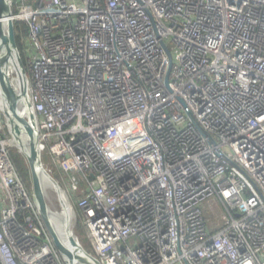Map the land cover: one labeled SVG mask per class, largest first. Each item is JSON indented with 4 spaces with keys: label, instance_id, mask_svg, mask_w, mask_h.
Returning a JSON list of instances; mask_svg holds the SVG:
<instances>
[{
    "label": "built area",
    "instance_id": "2783aa9c",
    "mask_svg": "<svg viewBox=\"0 0 264 264\" xmlns=\"http://www.w3.org/2000/svg\"><path fill=\"white\" fill-rule=\"evenodd\" d=\"M10 4L44 165L102 264H264V0ZM11 141L0 108V264H68Z\"/></svg>",
    "mask_w": 264,
    "mask_h": 264
},
{
    "label": "water",
    "instance_id": "95a60500",
    "mask_svg": "<svg viewBox=\"0 0 264 264\" xmlns=\"http://www.w3.org/2000/svg\"><path fill=\"white\" fill-rule=\"evenodd\" d=\"M12 16L13 10L10 0H0V108L12 137L10 146L20 152L28 163L31 173L32 192L38 212L56 248L64 256L67 263L102 264L95 254L85 249L74 234L72 218L70 220L71 223L67 225L69 226L70 234L69 247L61 239L57 231L58 228L51 217L54 213L47 199V185L44 182V175L56 185L60 200L61 198L65 200V198L59 182L51 176L44 165L39 145V132L27 92L28 74L17 44L15 23ZM163 47L170 58V66L167 72L168 80L173 59L171 51L165 42H163ZM15 59L18 61L20 69L18 80H20L21 84L19 86L15 81L16 77L11 75L12 70H14L12 61ZM22 101H24V108L20 104ZM69 204L74 210L72 202H69Z\"/></svg>",
    "mask_w": 264,
    "mask_h": 264
},
{
    "label": "rangeland",
    "instance_id": "374dc122",
    "mask_svg": "<svg viewBox=\"0 0 264 264\" xmlns=\"http://www.w3.org/2000/svg\"><path fill=\"white\" fill-rule=\"evenodd\" d=\"M20 54H21V57H22V52L21 51H20ZM23 62H24V60H23ZM12 64L14 66V70H12L11 75L13 77L19 76L20 75V69H19V65H18L17 59L13 60ZM28 73H29V71H28ZM50 174L55 180H57L59 178V176H58V174L56 172H53V173H50ZM47 199H48V202H49V205L51 207L52 212L54 214H58L59 210L61 209V205H60L61 201H60L59 193L57 191H55L54 189L47 188ZM203 209H204L205 215L207 217H208V214H209L210 216H213V217H215L218 220L222 219L223 210L218 207L216 202L213 201V208H210L209 210H207L206 209V205L203 204ZM75 210L76 211H74L73 218H72V228L74 230V234L78 237V239L80 240L81 244L85 247L86 250H88L90 253L95 254L93 245L91 246V242H90L91 240L88 237L86 228L83 226L81 213H80V211L78 209H75ZM87 242H88V244H87Z\"/></svg>",
    "mask_w": 264,
    "mask_h": 264
},
{
    "label": "bare ground",
    "instance_id": "6f19581e",
    "mask_svg": "<svg viewBox=\"0 0 264 264\" xmlns=\"http://www.w3.org/2000/svg\"><path fill=\"white\" fill-rule=\"evenodd\" d=\"M20 84H21V82H20ZM0 92H1V90H0ZM43 178H44V182L47 185V188L54 189L55 191H57L56 185L51 180H49L46 177V175H44ZM60 201H62V202H60L61 209L59 210V213L53 214V216L51 215V217L54 220L56 227L58 228L57 231H58L61 239L65 242V244L67 246L70 247V242H69L70 234H69V230H68L69 226H67V225H69L71 223L70 220H71V218H73L74 211L72 210L69 202L66 199L63 200L61 198Z\"/></svg>",
    "mask_w": 264,
    "mask_h": 264
},
{
    "label": "trees",
    "instance_id": "16d2710c",
    "mask_svg": "<svg viewBox=\"0 0 264 264\" xmlns=\"http://www.w3.org/2000/svg\"><path fill=\"white\" fill-rule=\"evenodd\" d=\"M15 32H16V38H17V44H18L19 50L22 52L23 60L25 62H27V58L23 52L24 44L22 43V36L26 35L28 33V28L24 23L17 22L15 24ZM11 154H12V157L14 159V162L16 163L17 167L19 168L20 172L22 173L23 178L27 182L29 188L32 190L31 173H30V169H29V166H28V163H27L25 157L20 152H18L16 149H13V148L11 150ZM28 213L29 212H27V214ZM87 244H88V242H87ZM91 246H92V243H91ZM94 253H95V251H94Z\"/></svg>",
    "mask_w": 264,
    "mask_h": 264
},
{
    "label": "clouds",
    "instance_id": "9594fccd",
    "mask_svg": "<svg viewBox=\"0 0 264 264\" xmlns=\"http://www.w3.org/2000/svg\"><path fill=\"white\" fill-rule=\"evenodd\" d=\"M64 257V256H63Z\"/></svg>",
    "mask_w": 264,
    "mask_h": 264
}]
</instances>
